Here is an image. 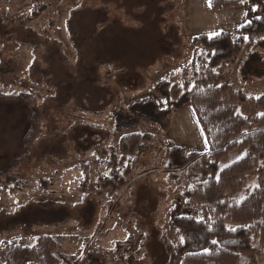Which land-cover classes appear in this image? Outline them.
<instances>
[{
	"label": "rangeland",
	"instance_id": "rangeland-1",
	"mask_svg": "<svg viewBox=\"0 0 264 264\" xmlns=\"http://www.w3.org/2000/svg\"><path fill=\"white\" fill-rule=\"evenodd\" d=\"M210 2L0 0V93L30 94L43 130L16 178L0 183V253L11 242L32 246L49 235L60 239L61 252L75 264L85 251L99 252L108 264H123L122 248L136 264H167L164 235L175 210L206 218L202 208L187 203L185 184H171L164 171L168 146L209 152L191 104L172 114L166 132L140 126L138 132L153 135L162 151L148 150L138 160L116 198L99 187L107 172L100 165L105 154L101 158L94 150L106 143L107 153L118 152L112 110L143 98L166 106L156 86L165 80L183 83L198 36L228 32L241 42L245 6L216 11ZM252 48L245 39L228 68L229 79L237 90L260 96L264 75L244 79L239 73ZM31 118L30 107L0 100V172L26 155ZM246 154L247 148L233 150L219 169ZM247 185H256L255 174ZM253 246L239 264H264V243L254 238Z\"/></svg>",
	"mask_w": 264,
	"mask_h": 264
},
{
	"label": "trees",
	"instance_id": "trees-1",
	"mask_svg": "<svg viewBox=\"0 0 264 264\" xmlns=\"http://www.w3.org/2000/svg\"><path fill=\"white\" fill-rule=\"evenodd\" d=\"M210 5L216 11L245 6L248 22L241 27V42L228 32L198 36L195 42L199 45L191 66L184 71L183 83L165 80L156 86L166 106L143 98L112 110L114 129L120 135L118 152L107 153L106 143L94 150L96 156L105 154L100 165L107 172L100 176L99 187L116 198L138 160L148 150L162 151L153 135L138 132L140 126L155 125L166 132L175 111L188 104L193 107L209 152H186L179 146H168L164 171L171 184H185L183 196L187 203L202 208L206 218L197 220L182 215L180 208L175 210L164 235L167 264H239L243 256L254 251V238L264 243V95L237 90L228 71L247 39L253 48L242 63L240 76L253 79L264 75V0H247L245 4L240 0H211ZM6 99H16L31 108L32 128L24 142L26 155L0 172V183L16 178L17 169L30 157L43 131L39 107L30 94L0 93V100ZM238 148H247V154L220 170L219 161ZM251 174H255L253 186L247 185ZM59 241L49 235L39 237L32 246L14 241L3 247L0 259L3 264H75L61 252ZM120 250L117 245L116 251ZM122 250V263L136 264L130 250ZM94 262L108 264L106 257L95 251H85L77 264Z\"/></svg>",
	"mask_w": 264,
	"mask_h": 264
},
{
	"label": "snow or ice",
	"instance_id": "snow-or-ice-1",
	"mask_svg": "<svg viewBox=\"0 0 264 264\" xmlns=\"http://www.w3.org/2000/svg\"><path fill=\"white\" fill-rule=\"evenodd\" d=\"M213 243H216V241H213Z\"/></svg>",
	"mask_w": 264,
	"mask_h": 264
}]
</instances>
